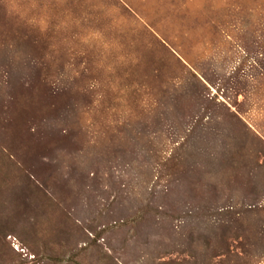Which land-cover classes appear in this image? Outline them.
Instances as JSON below:
<instances>
[{"label":"rangeland","instance_id":"rangeland-1","mask_svg":"<svg viewBox=\"0 0 264 264\" xmlns=\"http://www.w3.org/2000/svg\"><path fill=\"white\" fill-rule=\"evenodd\" d=\"M0 264H264V0H0Z\"/></svg>","mask_w":264,"mask_h":264}]
</instances>
